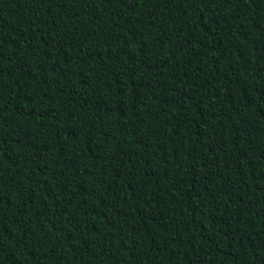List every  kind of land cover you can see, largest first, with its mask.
Returning <instances> with one entry per match:
<instances>
[{"label":"trees","instance_id":"16d2710c","mask_svg":"<svg viewBox=\"0 0 264 264\" xmlns=\"http://www.w3.org/2000/svg\"><path fill=\"white\" fill-rule=\"evenodd\" d=\"M0 264H264V0H0Z\"/></svg>","mask_w":264,"mask_h":264}]
</instances>
